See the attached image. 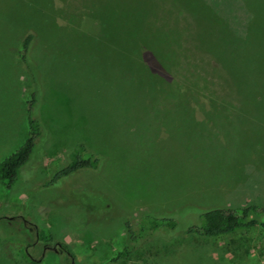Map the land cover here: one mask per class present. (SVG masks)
<instances>
[{
	"label": "rangeland",
	"instance_id": "rangeland-1",
	"mask_svg": "<svg viewBox=\"0 0 264 264\" xmlns=\"http://www.w3.org/2000/svg\"><path fill=\"white\" fill-rule=\"evenodd\" d=\"M34 93L44 134L0 183V264H115L146 216L179 226L116 264H264L259 227L185 234L206 209L264 205V0H0V163ZM80 144L100 167L49 185Z\"/></svg>",
	"mask_w": 264,
	"mask_h": 264
},
{
	"label": "trees",
	"instance_id": "trees-1",
	"mask_svg": "<svg viewBox=\"0 0 264 264\" xmlns=\"http://www.w3.org/2000/svg\"><path fill=\"white\" fill-rule=\"evenodd\" d=\"M23 49V54H26L23 61L26 60L27 62L30 44L25 43ZM37 103L38 97L34 93L32 99L27 102L28 140L24 147L0 163V183L9 193L19 182L22 170L36 155L38 143L44 134L42 122H40L35 114ZM86 151L87 149L84 144H80L75 148L69 155V165L57 172L49 185L57 184L62 179H66L77 172L97 170L101 165L100 158L91 157L90 159H85L84 154ZM139 224L138 227L130 221L126 223L125 228L129 236L130 244L122 252L117 254L113 263H119L131 256L133 253L131 243L139 242L143 237L153 236L161 231H175L179 226L176 219L153 216L144 217ZM256 227L264 230V205L248 203L239 207L206 209L198 216L197 223L192 224L185 231V234L202 238H212L244 233ZM37 235L41 240L55 243V238L48 227L38 228ZM61 247L67 255L71 256L70 249L67 245L61 244ZM25 255L31 260L27 250L25 251Z\"/></svg>",
	"mask_w": 264,
	"mask_h": 264
}]
</instances>
